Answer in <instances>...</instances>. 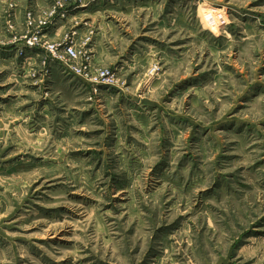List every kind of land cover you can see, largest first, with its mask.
Wrapping results in <instances>:
<instances>
[{
	"label": "rangeland",
	"instance_id": "obj_1",
	"mask_svg": "<svg viewBox=\"0 0 264 264\" xmlns=\"http://www.w3.org/2000/svg\"><path fill=\"white\" fill-rule=\"evenodd\" d=\"M11 1L0 264H264V0Z\"/></svg>",
	"mask_w": 264,
	"mask_h": 264
},
{
	"label": "built area",
	"instance_id": "obj_2",
	"mask_svg": "<svg viewBox=\"0 0 264 264\" xmlns=\"http://www.w3.org/2000/svg\"><path fill=\"white\" fill-rule=\"evenodd\" d=\"M78 2H80V0H58V3L56 6L62 7L66 3H78ZM34 41H36V39H34L33 41H29L28 44L33 45ZM47 48H48L47 50L49 52H52L53 54H57L58 49H59L54 44L49 45ZM60 60L76 62L78 60V52L75 49V46L69 44V45H64L63 47H61Z\"/></svg>",
	"mask_w": 264,
	"mask_h": 264
},
{
	"label": "crops",
	"instance_id": "obj_3",
	"mask_svg": "<svg viewBox=\"0 0 264 264\" xmlns=\"http://www.w3.org/2000/svg\"><path fill=\"white\" fill-rule=\"evenodd\" d=\"M10 0H0V4L2 3V6L4 7L5 5L8 4ZM11 2H13L15 4V10H14V14H15V20L16 22L18 23H21V13L23 11V7L25 6L26 3H28V8L31 4H35V6L37 7H46L47 3H46V0H12ZM10 2V3H11ZM31 3V4H30ZM99 14V11L98 10H95V13L94 15H98ZM19 30H20V27H19Z\"/></svg>",
	"mask_w": 264,
	"mask_h": 264
}]
</instances>
